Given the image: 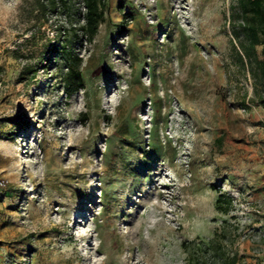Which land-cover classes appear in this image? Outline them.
Masks as SVG:
<instances>
[{
	"label": "rangeland",
	"instance_id": "1",
	"mask_svg": "<svg viewBox=\"0 0 264 264\" xmlns=\"http://www.w3.org/2000/svg\"><path fill=\"white\" fill-rule=\"evenodd\" d=\"M42 1L0 0V264H187L211 241L264 264V77L232 49V0H105L93 41L82 0Z\"/></svg>",
	"mask_w": 264,
	"mask_h": 264
},
{
	"label": "trees",
	"instance_id": "2",
	"mask_svg": "<svg viewBox=\"0 0 264 264\" xmlns=\"http://www.w3.org/2000/svg\"><path fill=\"white\" fill-rule=\"evenodd\" d=\"M59 0H43L40 9L46 12H56ZM84 6L83 24L80 25V33L93 41L99 32V26L105 16V0H82ZM123 8V7H122ZM130 13L123 10V21L120 23L124 28ZM230 31L232 49L236 52L241 66L255 65L264 77V0H232L230 6ZM75 36L65 29L60 34V39L53 45L50 56L51 63L59 65L62 70L64 88L71 94L85 87L84 77L81 71L82 59L70 47L71 41L75 42ZM237 43V44H236ZM262 46L263 58L260 59L258 47ZM259 102L264 106V95H259ZM217 191L216 210L229 214L235 198L223 190L221 186H213ZM186 242L183 243L186 246ZM187 252V264H238L239 255L228 247L211 241L207 247H183Z\"/></svg>",
	"mask_w": 264,
	"mask_h": 264
},
{
	"label": "bare ground",
	"instance_id": "3",
	"mask_svg": "<svg viewBox=\"0 0 264 264\" xmlns=\"http://www.w3.org/2000/svg\"><path fill=\"white\" fill-rule=\"evenodd\" d=\"M168 117V116H167ZM163 193L158 189V191H157V196L159 195V196H161ZM161 204V203H160ZM131 233V232H130ZM130 233H128V234H130ZM129 236V235H128ZM130 236H132V234H130Z\"/></svg>",
	"mask_w": 264,
	"mask_h": 264
},
{
	"label": "crops",
	"instance_id": "4",
	"mask_svg": "<svg viewBox=\"0 0 264 264\" xmlns=\"http://www.w3.org/2000/svg\"><path fill=\"white\" fill-rule=\"evenodd\" d=\"M254 264H256V263H254ZM259 264H262V261H260V263Z\"/></svg>",
	"mask_w": 264,
	"mask_h": 264
}]
</instances>
